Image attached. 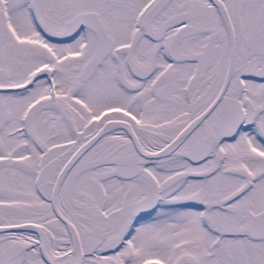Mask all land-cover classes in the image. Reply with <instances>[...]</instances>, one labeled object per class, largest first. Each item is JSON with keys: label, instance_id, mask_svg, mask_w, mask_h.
Segmentation results:
<instances>
[{"label": "snow or ice", "instance_id": "obj_1", "mask_svg": "<svg viewBox=\"0 0 264 264\" xmlns=\"http://www.w3.org/2000/svg\"><path fill=\"white\" fill-rule=\"evenodd\" d=\"M0 264H264V0H0Z\"/></svg>", "mask_w": 264, "mask_h": 264}]
</instances>
